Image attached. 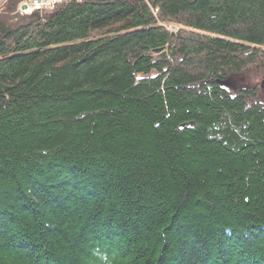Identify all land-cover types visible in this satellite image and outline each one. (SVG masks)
I'll use <instances>...</instances> for the list:
<instances>
[{"label": "trees", "instance_id": "obj_1", "mask_svg": "<svg viewBox=\"0 0 264 264\" xmlns=\"http://www.w3.org/2000/svg\"><path fill=\"white\" fill-rule=\"evenodd\" d=\"M24 1L0 0V264H264V0Z\"/></svg>", "mask_w": 264, "mask_h": 264}, {"label": "built area", "instance_id": "obj_2", "mask_svg": "<svg viewBox=\"0 0 264 264\" xmlns=\"http://www.w3.org/2000/svg\"><path fill=\"white\" fill-rule=\"evenodd\" d=\"M65 1L67 0H26L21 3L19 10L24 15H30L35 11L49 10Z\"/></svg>", "mask_w": 264, "mask_h": 264}, {"label": "rangeland", "instance_id": "obj_3", "mask_svg": "<svg viewBox=\"0 0 264 264\" xmlns=\"http://www.w3.org/2000/svg\"><path fill=\"white\" fill-rule=\"evenodd\" d=\"M256 80L253 78V79H240V78H237V77H231L229 80H228V84L226 85V87L230 90H233L235 89L238 85H242V87L244 86H249L250 84H253L255 83ZM231 95H234L235 94V90L234 91H229ZM259 98L261 101H264V92H260L259 93Z\"/></svg>", "mask_w": 264, "mask_h": 264}, {"label": "water", "instance_id": "obj_4", "mask_svg": "<svg viewBox=\"0 0 264 264\" xmlns=\"http://www.w3.org/2000/svg\"><path fill=\"white\" fill-rule=\"evenodd\" d=\"M155 52L157 51V50H154ZM216 83H218V84H220L221 86H223V85H225L226 84V82L225 81H216Z\"/></svg>", "mask_w": 264, "mask_h": 264}]
</instances>
